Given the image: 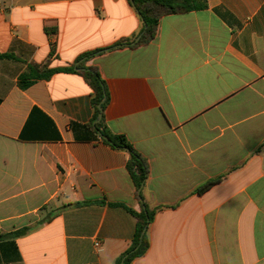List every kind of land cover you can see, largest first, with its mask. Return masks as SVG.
Here are the masks:
<instances>
[{"label": "crops", "instance_id": "obj_1", "mask_svg": "<svg viewBox=\"0 0 264 264\" xmlns=\"http://www.w3.org/2000/svg\"><path fill=\"white\" fill-rule=\"evenodd\" d=\"M207 5L103 51L139 36L131 0H0V264H117L132 244L130 154L95 129L84 76L20 86L96 51L104 123L146 159L160 207L133 264H264V0Z\"/></svg>", "mask_w": 264, "mask_h": 264}, {"label": "trees", "instance_id": "obj_2", "mask_svg": "<svg viewBox=\"0 0 264 264\" xmlns=\"http://www.w3.org/2000/svg\"><path fill=\"white\" fill-rule=\"evenodd\" d=\"M131 3L143 22L142 29L139 33V35H141L139 41L134 42V40L131 39L121 40L116 45L104 49L103 51L148 44L157 34V28L161 17L171 14H183L191 11L203 10L208 7L207 0H131ZM98 52L100 51L87 53L77 61L80 62L81 60H84L83 62H80L76 66L72 65L62 69H46L45 67L42 68L40 66L31 65L29 67V72L21 75L20 86L25 89L29 87L33 81L49 79L58 71L80 73L93 89V104L95 106L94 120H96L99 113H103L106 107L108 92L98 69L96 67H86L84 62ZM95 129L100 133L105 143L115 148L124 149L130 154L127 168L138 192L137 196L142 201V209L140 212L127 209L136 219V230L130 248L121 255L117 264H133L135 259L142 257L149 249V227L153 223L155 216L160 209V207L151 209L143 201L142 189L149 175V167L146 159L135 150L125 136L115 135L110 132L106 127L103 118L95 124ZM219 181L220 179L206 182L203 186L197 189V193H205ZM144 231L145 233L142 235ZM24 232L25 230H21L17 234H22Z\"/></svg>", "mask_w": 264, "mask_h": 264}, {"label": "water", "instance_id": "obj_3", "mask_svg": "<svg viewBox=\"0 0 264 264\" xmlns=\"http://www.w3.org/2000/svg\"><path fill=\"white\" fill-rule=\"evenodd\" d=\"M140 37H141V35H139V36L136 38L135 42H138L139 39H140ZM101 119H102V113H99V115H98V117H97V122H99ZM145 231H146V229H145ZM145 231L143 232L142 235H144Z\"/></svg>", "mask_w": 264, "mask_h": 264}, {"label": "built area", "instance_id": "obj_4", "mask_svg": "<svg viewBox=\"0 0 264 264\" xmlns=\"http://www.w3.org/2000/svg\"><path fill=\"white\" fill-rule=\"evenodd\" d=\"M95 245L98 246V243H96Z\"/></svg>", "mask_w": 264, "mask_h": 264}]
</instances>
